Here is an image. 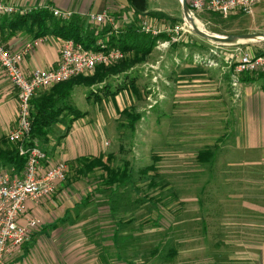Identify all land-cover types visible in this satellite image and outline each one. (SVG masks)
<instances>
[{"label":"rangeland","instance_id":"rangeland-1","mask_svg":"<svg viewBox=\"0 0 264 264\" xmlns=\"http://www.w3.org/2000/svg\"><path fill=\"white\" fill-rule=\"evenodd\" d=\"M147 2L150 11L177 18L184 25L177 0ZM123 11L127 16L123 17L125 21L120 20L122 15H119V18L112 17L113 25L108 24L110 35L120 36L131 24L137 32L144 34L141 22L152 20L143 16L136 18L127 8ZM88 16L80 17L85 31H97L99 28L101 34L106 30L92 24ZM193 19L200 22L205 31L217 35L262 34L264 0L249 16L220 20L201 14ZM186 30L175 44L160 46L164 41L156 44L148 58L126 75L111 78L105 85L92 89L74 87L69 98L59 106L72 108L84 115L72 120L71 113L63 114L48 131L47 143L40 141L38 144L47 155L53 153L51 157L56 163L63 162L67 166V174L61 184L75 180V177H70V160H64V155L81 150L80 142L83 141L86 143L81 155L96 157L90 155L95 153L94 150L98 154L112 153L115 158L113 166L127 162L131 167L130 180L112 195L103 192L99 170L87 179L80 178L72 183L80 192L96 186L102 200L107 195L110 197L109 212L112 213L109 226L102 224V217L98 219L95 216V230L91 234L124 236L120 238L118 256L111 257L120 264H218L223 259L222 255L232 251L224 242L242 236H214V232L228 224V217L230 222V213L240 214L233 217L236 224L250 222L243 216L245 212L240 208L239 200L236 197L231 199L230 195H258L257 190L251 188L264 185L263 166L257 170H252L255 168L252 166L238 167L248 160V154L226 147L229 142L220 148L224 137L218 129L212 128V122H204L198 112L196 95L200 91L184 87L181 72L178 73L185 65L200 67L203 59L220 58L232 67L231 57L237 47L255 51L264 49V44L247 45V48L240 45L214 47ZM104 40L98 37L97 42L105 45ZM130 79L136 92L119 91ZM106 85L111 92H116L115 95L101 93L99 99L96 98L95 93ZM126 111L138 117L134 130L129 129ZM66 112L70 111L67 109ZM13 128L1 136L10 143H15L9 136ZM87 144L93 151H89ZM214 156L217 158L215 162L212 161ZM148 166H154L155 171L143 173L142 170Z\"/></svg>","mask_w":264,"mask_h":264},{"label":"crops","instance_id":"crops-1","mask_svg":"<svg viewBox=\"0 0 264 264\" xmlns=\"http://www.w3.org/2000/svg\"><path fill=\"white\" fill-rule=\"evenodd\" d=\"M0 2L18 8H27L32 12L42 9H48L50 12L53 9L69 12L73 18L103 11L115 18L122 15L120 20L127 17L123 5L116 0H0ZM100 27L109 29L108 24H102ZM94 34L97 35L98 32L95 30ZM44 37L46 38L44 41H39L18 32L3 43L10 51H17L25 44L33 42L32 51L21 63L25 76H29L36 69L53 70L58 65L61 41L51 35ZM98 37L101 40L102 37ZM251 52L256 53V50ZM194 67L195 65L192 67L185 65L178 73L181 72L184 87L196 88L200 91L196 95L198 112L204 122H212V128L218 129L221 137H224L220 148L224 147L223 143L229 142V144L225 143L226 147L229 146L234 152L248 154V160L238 164V167H255L252 170L264 167V78L262 75L258 73L237 75L228 62L225 63L220 58L203 59L200 67ZM184 96L186 95L182 97ZM16 116V90L0 68V137L14 127ZM84 143L86 142H80L81 150L78 152L65 153L64 160L71 161L77 157L89 156L81 155L84 151ZM87 147L89 151H93L89 145ZM94 152L90 155H99L96 150ZM51 154L53 153L48 155L45 153L50 163L55 162ZM215 156L212 160L214 162L217 161ZM72 175L70 174V177H73ZM73 182L70 180L58 184L51 199L41 201L37 205L26 204L28 214L40 219L41 230L36 236H30L29 241L17 254L5 260V264H120L111 257L119 253L120 238L124 236H92L91 234L95 230L93 226L95 216H98V219L102 217V224L109 226L110 213H112L109 212L110 197L107 196L102 200L101 194L97 191L99 188L96 186L87 187L86 191L80 192L76 184H72ZM251 189L257 190L258 195L249 197L230 195L231 199L236 197L239 200V206L245 212L243 216L250 222L236 224L233 217L240 214L230 213V222L228 217V224L220 229L222 231L214 232V236H242L240 239L224 242V245H228L232 251L222 255L223 259L218 264H264V185ZM116 221L119 223V219ZM243 224L245 225L241 226ZM53 225L56 227L52 228Z\"/></svg>","mask_w":264,"mask_h":264},{"label":"built area","instance_id":"built-area-1","mask_svg":"<svg viewBox=\"0 0 264 264\" xmlns=\"http://www.w3.org/2000/svg\"><path fill=\"white\" fill-rule=\"evenodd\" d=\"M262 0H186L191 15L196 18L204 13L217 14L223 19L231 16H249ZM32 11L23 7H14L0 2V15H26ZM52 15L62 21H68L72 14L51 10ZM90 22L95 25H113V18L105 11L89 14ZM141 31L145 35L166 36L160 46L179 42L187 32L185 24L160 23L152 25L143 20ZM41 37L37 40L44 41ZM33 43V42H32ZM27 43L17 51H10L0 42V68L16 90L17 116L10 140L18 143V155L26 159L23 172L17 174L13 169L0 172V264L17 254L30 236L41 226L38 217L27 214V203L37 205L48 198L56 186L67 174L63 162L50 163L45 152L36 146H25L23 142L30 134V101L38 90L67 81L79 75L88 74L96 66H108L123 58L117 49L106 50L105 45L97 42L99 50L84 49L71 40L64 41L58 51L59 62L53 70H34L25 76L21 63L32 51L33 44ZM232 68L236 74L258 73L264 78V53L256 55L250 50L237 47L233 51Z\"/></svg>","mask_w":264,"mask_h":264},{"label":"trees","instance_id":"trees-1","mask_svg":"<svg viewBox=\"0 0 264 264\" xmlns=\"http://www.w3.org/2000/svg\"><path fill=\"white\" fill-rule=\"evenodd\" d=\"M116 1L122 4L124 9L127 8L134 17H148L152 20H150L152 25L164 22L170 24L182 23V21L177 18H172L161 12L150 11L147 0ZM204 14H207L209 17L212 16L215 19H223L217 14ZM239 16L241 15L231 16L227 19L231 20ZM110 30L111 29L107 31L105 30L100 34L98 28V34L95 35L92 29H90V31H85L80 17H71L68 21H62L55 18L48 9L38 11L34 10L26 15H0L1 44L16 35V33L22 32L27 34L32 39H38L51 35L59 39L61 44L66 40H71L76 44L81 45L84 49L97 51L99 50V47L97 46V36L101 37L102 35V39L104 40V37L111 33ZM114 34L110 37L106 36L107 39L104 40L106 45L105 49L120 50L125 55L121 60L113 62L108 66H96L94 70L88 74L79 75L67 81L54 84L48 88L38 90V93L36 92L37 95H35L30 101V134L23 142L25 146L37 147L40 141L47 143L48 131L57 123L63 114L71 113L73 116L72 120L81 118V116L84 115L72 108H62L59 106L60 102L69 98L74 87L84 86L92 89L93 87L99 85H105V83H107V81L111 78H116L119 75H126L129 70L148 58L154 49V46L159 41L166 39V36L164 35L152 37L140 34L136 31L134 24L129 25L126 30H123L120 36L115 37ZM263 53L264 49L256 50L255 54L261 55ZM124 79H126V76H124ZM108 87V85L103 86V90L96 92L95 97L97 96L96 98L99 99L101 93L105 96L115 95L116 92H111ZM122 87L119 91H123L124 89V91L131 90L130 92L132 93L136 92L132 79L125 81ZM67 109L70 112H66ZM125 116L126 119L130 121L129 129L134 130V124L138 117L129 111L125 112ZM18 146L19 144L10 143L5 137L0 138V172L7 169H13L17 174H21L23 172L26 159L18 155ZM114 161L115 158L112 153L107 155L100 153L96 157H77L68 162V165L73 174L72 176L75 177V180H73L74 182L78 181L80 178L87 179L90 174L99 170L101 172L99 176V184L103 187V192L110 195L116 191L118 192L119 186H123L127 181H129L132 174L131 167L129 168L127 162H124L121 165L113 166ZM204 161L206 160L204 159ZM150 170L155 171L154 166H148L147 168H144L142 172L148 173ZM53 195L54 192L45 200L51 199ZM28 213L29 212L27 211V214ZM51 227L55 228L56 226L53 225ZM38 232L36 231V233H33L32 236H36Z\"/></svg>","mask_w":264,"mask_h":264},{"label":"bare ground","instance_id":"bare-ground-1","mask_svg":"<svg viewBox=\"0 0 264 264\" xmlns=\"http://www.w3.org/2000/svg\"><path fill=\"white\" fill-rule=\"evenodd\" d=\"M181 18L184 21L185 27L190 30L192 33H195V35L205 41H218L221 42L223 45H241L243 43L238 42L236 40H233L228 37H217L213 35L212 33H209L203 29V26L200 22H198L196 19H193V16L189 14H182ZM255 44V43H253Z\"/></svg>","mask_w":264,"mask_h":264},{"label":"water","instance_id":"water-1","mask_svg":"<svg viewBox=\"0 0 264 264\" xmlns=\"http://www.w3.org/2000/svg\"><path fill=\"white\" fill-rule=\"evenodd\" d=\"M177 1L179 2L180 8H181V13L182 14L191 15V13L189 11V8H188V6L186 4V0H177ZM212 34L217 36V37H220V38L228 37V38H231L233 40H236L238 42L243 43L240 46L252 45L253 43H255V44H264V33H262V34H245V35H238V36H227V35L226 36H222V35H217L215 33H212ZM208 44H210V45H212L214 47L224 46L221 42H218V41H210V42H208Z\"/></svg>","mask_w":264,"mask_h":264}]
</instances>
